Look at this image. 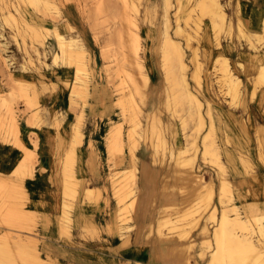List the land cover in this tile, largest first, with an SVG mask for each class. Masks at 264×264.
Listing matches in <instances>:
<instances>
[{"label": "rangeland", "instance_id": "obj_1", "mask_svg": "<svg viewBox=\"0 0 264 264\" xmlns=\"http://www.w3.org/2000/svg\"><path fill=\"white\" fill-rule=\"evenodd\" d=\"M195 1L184 0L178 10L179 0H170L169 31L185 48L186 75L190 89L202 101L204 126L194 103L173 92L174 75L170 83L167 80L162 51L165 0H0V147L19 152L9 170L0 172L2 263L35 264L34 254L40 256L36 264H185L187 249L196 264H208L210 249L203 243L199 223L206 222L211 232L217 222L209 216L211 211L200 209L201 188L194 184L191 168L205 172L218 189L223 163L233 198L226 196L222 203L215 195L217 217L226 207L233 216L240 213L254 221L255 210L242 204L239 211L233 210L239 199L231 179L238 176L229 171L234 164L255 170L258 177L253 185L264 199V81H255L257 64L264 62V27L250 29L246 37L233 21L228 29L218 17L222 24L218 33L209 14L196 18L200 12L192 10ZM238 1L244 20L250 13L246 5L261 6L256 0ZM225 7L229 12L230 7ZM179 24L182 34L177 33ZM128 29L139 35L138 56L148 76L141 94L134 92L133 97L129 93L134 83L126 78L125 69L136 73L139 67L135 51L129 60L124 57L121 33L129 34ZM59 34L73 37L81 47L77 59L61 55L54 59L55 52L62 54ZM15 46L16 54L8 56ZM218 56L226 57L241 78L238 97L218 80L219 72L213 68ZM197 59L202 66L201 85L191 75ZM3 66L7 71H2ZM132 98L138 105L134 109ZM208 110L214 132L209 141L218 146V161L200 151L211 130ZM41 130L54 139L49 165ZM183 148L184 156L178 160ZM150 170L157 174L149 180ZM131 171L135 179L129 177ZM166 183L171 185L168 190L163 189ZM161 192L167 197L159 205ZM16 203L29 213L19 221L8 214ZM162 209L171 222L159 228ZM49 213L57 221L56 233L46 230ZM199 216L188 238L181 239ZM236 229L241 233V228ZM257 229L251 228L248 235L264 252Z\"/></svg>", "mask_w": 264, "mask_h": 264}, {"label": "bare ground", "instance_id": "obj_2", "mask_svg": "<svg viewBox=\"0 0 264 264\" xmlns=\"http://www.w3.org/2000/svg\"><path fill=\"white\" fill-rule=\"evenodd\" d=\"M179 2H180V6H179L178 10H180V8L183 6L184 0H179ZM135 5H134V7H135ZM170 5H171L170 0H165V13H164V19H165L164 26L165 27H164V34H163L162 51H163V59H164V63L166 66V71H167V74H166L167 80L170 83V81L172 80V75H174L173 84H172L174 87L173 92L174 93L175 92H181L183 98H187L192 103H194V106L196 107V110H197V115H198V119L200 121V125L202 126L204 124V120H205L204 114L201 111L202 101L199 99L197 94L193 90L190 89V82H189L187 75H186L188 63H187L186 57H185V48L181 44V40L177 37L175 38V36L173 34H171L169 31V28L171 27V18H170V13H169ZM194 8L198 9L200 12V14L196 17L198 19H200L199 17H201L202 14H209L210 20L212 22L211 26L213 27L212 29H214V31L218 30V33L220 32L218 26L221 27L222 24L218 23V17L223 19V22L228 24V29L231 28L232 23H231V21L227 20V17H226L227 13H226V11L223 7V4L221 3L220 0H196L195 6L192 8V10ZM11 16L13 17V15H11ZM178 19H179V17H178ZM195 22H197V21L195 20ZM238 28H239V31L244 36H246V37L250 36L249 34H251V33H249L246 30V28H245V26H243V23L241 20L238 23ZM0 29H1V26H0ZM128 30H130L129 34L127 33L126 30H125L126 32L123 31L121 33V42H122V47L124 48L123 51H124V55H125V56L124 55L123 56L126 57L127 60H129L130 59V52L135 51V63L139 67V70L136 73L134 71H130L129 69H125L126 78H128V79L130 78L131 81H133V83H134V88H132L130 90V93H129V96L133 97L134 92L141 94L142 88L140 86H141V84L143 85L144 83L147 82L148 76L143 72V70H142L143 65L140 61V56H138L139 55V49L141 47L139 37H138L139 35H137V33L135 34L132 29H128ZM183 30H184L183 26L181 24H179L177 27V33L182 34ZM188 35L189 36L187 38L189 41L191 33L190 34L188 33ZM57 36H58L60 48L62 50L63 55L59 54V52H55L56 54L54 55V59L57 56L59 57L60 55L62 57L65 56V58L67 56L69 58L75 57L77 59L79 54L80 53L82 54L81 47L76 43V41L74 40L73 37L66 38V37L62 36L61 34H59ZM238 37H240V36H238ZM196 50H198V49H196ZM196 54H198V53H196ZM221 57L220 56L216 57L215 63L213 66V68H216V71L219 72V77H218L219 79L218 80L220 81V83L226 85L228 93L232 94L233 96L238 97L239 92H240L238 86H239V83L241 81V78L238 77L234 73V70L232 71V69H231L232 67H230V65L228 63V59L226 57H223V58H221ZM77 64L79 65L80 62H78ZM194 64L195 65H194L193 73L191 75L193 76V79L196 81V83L198 85H201V82H202V75L200 73V69L202 67L201 62L198 61V59H197V60H195ZM78 65H77V68L80 67ZM122 66H124V65H122ZM263 81H264V64L259 67L258 77H257L258 83L259 82L262 83ZM177 86L180 89H175ZM4 101L5 100H3V102ZM121 102H123V101H121ZM131 103H132L131 106H133V109L138 106L134 103L133 98L131 100ZM208 112H209V110H208ZM137 115H138V113H137ZM209 115H210L211 130L208 129L210 131L207 132V134L205 135V137L203 139L204 140L203 145H202V148L200 149V151L202 152L203 157H207L208 155H211L213 158H215L218 161V160H220L219 155H221L218 152V146L216 147L214 140L211 142L209 141L212 134L214 133L213 132V118H212L210 112H209ZM137 117H139V116H137ZM137 117L136 118L134 117V118L137 119ZM137 120L139 121V119H137ZM134 124H136V122ZM212 138H214V137H212ZM134 142L138 143V141H136V139L134 140ZM134 142H132V143H134ZM192 145H194V144L192 143ZM184 148L178 152V154H177L178 160H181V158L184 156V155H182V151L185 150ZM198 150H199L198 144H197V142H195V154L193 152H191V153H193V155L196 156V152L198 153ZM134 157L136 158L135 154H134ZM244 162L246 165H249V163L246 160ZM179 163H180V161H179ZM219 168L220 169L218 171V177H219V188L218 189L215 186V180L212 179L210 176H206L205 172L199 173V171H195L193 168H191L189 170V174L191 175V177L194 181V184H196L197 186H199L201 188L200 209H202V212H205V211L210 212L211 211L209 216H211L213 219H216V222H217L215 224L216 227L211 232H210V228L206 225V222L200 221V223H199V230H200L199 233L203 235V236L201 235L203 237V243L206 245V247H208L210 249V256H209L208 264L218 263L219 261L221 262L220 264H224L225 261H228L227 263H230V264H264V252L262 250H257L255 243L252 241L253 235L252 236L248 235V233L251 232L250 229L253 228L255 230V226H256L258 228L257 230L259 231L260 236H262L263 237L262 239H264V213H262V212L261 213H254L253 214V217H254L253 222L250 221V218H248V216H246V218L244 219L243 215H241L240 213L238 214V216H233L226 209V207L222 208V213L220 216L217 217V215H216L217 205L215 203V198H214L215 195L216 196L219 195V200L222 203H223V201H225L224 199L226 196H228L229 199L233 198V191H232L231 187L229 188V183H231V182L229 181V178L227 176L228 174H226V172H225L226 169L223 166V163L220 165ZM19 169H21V168H19ZM19 172H20V170H19ZM15 173H18V172H15ZM128 174H129V172H128ZM177 174L178 173H175V175H177ZM135 176H136L135 172L131 171L129 174V177L131 179L132 178L135 179ZM2 182H4V181L0 178V185L2 184ZM6 185H8V184H6ZM170 186L171 185L169 183H166L164 185L163 189L168 190V189H170L169 188ZM132 187L131 188L129 187L130 188L129 192H133ZM173 187H174V185H173ZM22 190H23V188H22ZM239 209H240L239 205L234 203L233 210L239 211ZM8 212H9L8 214L11 215V217L15 218L16 220L18 219V221L20 219H23L25 217V215L29 214L28 211L17 206V203L14 204L12 207H10V209H8ZM200 215H202V213ZM3 216H5L4 213H3ZM200 217L201 216H199V218L196 219V221L194 222L191 229L184 231V234L180 236L181 239L182 238H185V239L188 238V236L190 235L189 233H191L192 229L196 225H198V220L201 219ZM246 221L250 222L251 228L247 225ZM169 222H171V216H169L168 212L165 209H162L161 214H160V218L158 219L159 228L161 226L165 225L166 223L170 224ZM237 226L239 228H241V230H242L241 233L237 231V229H236ZM243 229L245 232L243 231ZM4 236H6V235H4ZM4 236H3V238H5ZM8 237H10V236L8 235ZM9 239H11V238H9ZM188 246H192V245L188 244ZM9 251H10V249H9ZM9 251H6V252L9 253ZM36 252H38V251H36ZM8 253H6V254L8 255ZM27 253H29V252H27ZM10 254H11V252L9 253L8 256L11 258ZM3 255H5V253ZM27 255H30V253ZM189 256L192 258L194 255H189V250L186 249V251H185V264H196V261H192L189 258ZM34 257H36V258H34ZM33 258L35 259V262H34V260H33V262L35 264L38 263V261L40 259L39 256L38 255L34 256V254H33ZM9 261H11V260H9ZM0 264H4V263H2L0 261Z\"/></svg>", "mask_w": 264, "mask_h": 264}, {"label": "crops", "instance_id": "obj_3", "mask_svg": "<svg viewBox=\"0 0 264 264\" xmlns=\"http://www.w3.org/2000/svg\"><path fill=\"white\" fill-rule=\"evenodd\" d=\"M256 1L261 3V6L259 8L252 5L251 9H249L248 5L245 6V11L247 13L250 12L249 13V19H247V20L246 19L244 20L241 17V14L244 12V10H243V8H241V5L239 4L238 0H221V3L223 4L224 9L226 8L225 5H228L230 7L229 12H227L225 10L227 13V20L233 21V23L236 24L235 26L237 28H238V23L241 20L243 23V26H245L246 30L250 33V31H251L250 29H252V28H263L264 27V0H256ZM228 14L229 15L231 14L232 18ZM238 30H239V28H238ZM7 49H9V45H8ZM15 49H17L16 46H15V48L13 47V49H10L9 51H7V55L8 56H14L16 54ZM10 51L13 52V54H11ZM211 54H212V52H211ZM263 64H264V62L257 64L258 71H259V67ZM4 70L7 71L5 69V67L3 66L2 71H4ZM14 74L15 73L13 71H11V69H10V76L13 77ZM257 77H258V72H257V76L255 79L256 82H257ZM207 82H210V81H207ZM208 91H209L208 92L209 95H211V92H210L211 90L209 89ZM41 133H44V138L42 137L43 139H42V144H41V146L43 147V152L45 154L44 160H45V163H47L49 165L50 162H48L49 161L48 154L51 153V155H53L52 152L54 150V144H53L54 139L49 137V133L44 132V130H41ZM0 146H2V143H0ZM5 148H7V149H5ZM29 151H31V150H29ZM18 153H19L18 150H15L14 148H9V146L4 145L3 148L0 147V172H3V170H5V171L9 170L10 164L17 158ZM46 153H47V155H46ZM21 163H22V160L20 161L19 165H17L15 167V169L18 168L21 165ZM229 172H231L232 175H234V176H238V177L234 178L236 180H233L230 178L233 181V184L236 185L237 189L235 190V193H236V196L240 202V205H239V202L235 203V204H237L239 206H241V204H242L243 206L248 207V209H250L251 211L255 210V212H253L251 214V216L254 213H261V212L264 213V199L262 200L260 196L258 197V193H259L258 187L255 184L253 185V182H255L257 177H258V174L256 173V171L255 170L247 171V170H245V166L243 168H241V166L239 167V165L234 164L231 168V171H229ZM155 173L156 172H153L152 170L149 171V177H148L149 180L151 178L150 177L151 174H152V177H154ZM245 173H248L247 176H245ZM158 176H160V175H158ZM151 186H153V184ZM151 188H149V190H151ZM161 195L163 196V200L161 199L159 205H162L163 202H165V199L167 197L162 192H161ZM256 211H259V212H256ZM140 219H141V217H140ZM45 220L47 222L46 230L48 232H55L56 233L57 232V225H56L57 221L55 220V216L51 213L46 214ZM198 243H199V241H198ZM49 244H50V241H49ZM169 259L171 260L174 258L171 257ZM155 260H157V258H155ZM163 262L165 264L166 261H163Z\"/></svg>", "mask_w": 264, "mask_h": 264}]
</instances>
